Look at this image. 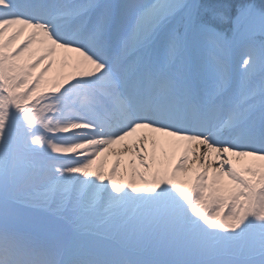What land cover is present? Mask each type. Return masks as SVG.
I'll return each instance as SVG.
<instances>
[{
	"label": "snow or ice",
	"instance_id": "6c2138e0",
	"mask_svg": "<svg viewBox=\"0 0 264 264\" xmlns=\"http://www.w3.org/2000/svg\"><path fill=\"white\" fill-rule=\"evenodd\" d=\"M0 264H264V0H0Z\"/></svg>",
	"mask_w": 264,
	"mask_h": 264
},
{
	"label": "rangeland",
	"instance_id": "374dc122",
	"mask_svg": "<svg viewBox=\"0 0 264 264\" xmlns=\"http://www.w3.org/2000/svg\"><path fill=\"white\" fill-rule=\"evenodd\" d=\"M201 4L204 5H215L219 3H224V2H239V0H199ZM252 2H255L257 4L261 3V0H252ZM256 39H261L260 36H256Z\"/></svg>",
	"mask_w": 264,
	"mask_h": 264
},
{
	"label": "bare ground",
	"instance_id": "6f19581e",
	"mask_svg": "<svg viewBox=\"0 0 264 264\" xmlns=\"http://www.w3.org/2000/svg\"><path fill=\"white\" fill-rule=\"evenodd\" d=\"M117 2H119V0H117ZM257 36H259V35H257Z\"/></svg>",
	"mask_w": 264,
	"mask_h": 264
}]
</instances>
